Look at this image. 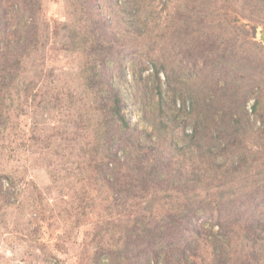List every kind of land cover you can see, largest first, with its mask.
<instances>
[{"label": "trees", "instance_id": "1", "mask_svg": "<svg viewBox=\"0 0 264 264\" xmlns=\"http://www.w3.org/2000/svg\"><path fill=\"white\" fill-rule=\"evenodd\" d=\"M66 1L81 21V31L72 34L68 44L84 55L83 65L79 66L86 73L84 78L88 70L98 71L95 80L89 82L88 102L80 100L77 109L68 107V117H74L73 121L70 119L74 124L66 128L64 138L43 136L45 132L38 127L35 110L30 111L31 108H35L36 103L49 101L56 106L65 99L72 104L79 101L76 93L66 86L51 83L52 70L46 73L38 68L35 73L38 79L44 76L49 89L46 84L44 89H38L39 82L33 78L17 86L12 77L1 75L0 129L8 124L16 129V135L9 136L11 147L22 143L20 145L32 149L41 144L39 157L46 158L47 174L53 181L56 177L66 181L72 173L65 162V153L75 160H71L74 165L79 162L84 166L80 169L83 175L80 186L72 196L76 203V214L72 216L75 228L93 212L101 195L106 193L103 200L106 202L122 198L103 207L107 216H98L100 220L94 224L91 237H85L81 256L90 253L89 248L94 246L89 264H264V178L255 180L261 175L252 172L258 168H255L257 164L264 167V144L252 153L244 141L254 136L261 140L257 137L264 131L254 133L246 104L251 95H255L250 111L262 118L264 127V94H255L248 83L243 86L246 89L236 90L229 82L237 70L216 65L219 58L211 52L216 31L208 26L217 15V11L207 9L210 1L216 4L221 1L227 17L236 0H184L191 5V13L175 15L176 20L184 18L186 21L176 32L177 40L180 37L184 40L185 36L193 40L178 47L165 30L160 36L156 34L154 47L164 38L167 46L171 44L172 50L165 58L154 55L152 43L145 49L139 43L130 42L126 39L127 30L120 29L117 34L118 25L113 22L119 23L127 16L142 21L143 28L137 33L153 32L146 27L156 13V0ZM242 1L252 9L256 7L253 3L260 0ZM32 3L33 0H0V41L6 42L3 44L5 53L16 49L18 63L23 62L31 50L37 53L49 46L50 27L44 23L41 33L38 32ZM260 13L264 16V12ZM241 17L251 23L243 14ZM55 28L57 31L53 30L52 34L56 36L60 24ZM255 28L264 34L261 23H256ZM226 43L228 46L233 42ZM243 43L249 44L245 40ZM179 54L190 58L198 71L197 80L191 84L189 77L183 89L181 82L176 88L169 84L174 63L183 59L178 58ZM126 59L130 60L131 77L137 86L133 95L141 101L137 109L151 128L148 134L126 122L119 90L120 83L128 84ZM207 66L211 67L210 78L205 90L199 91L196 83L200 77L205 78L203 70ZM149 70L152 73L144 77V72ZM160 72L167 80L168 105L161 96ZM218 77L225 82V87L218 85ZM210 92L215 95V101L210 100ZM177 98L182 104L179 108H176ZM13 99L22 100L18 102L14 118H29L31 125L27 130H20V123L14 124L9 118ZM186 99L190 101L188 109ZM214 102L220 103L215 105ZM165 117L168 124L164 122ZM187 127L191 129L190 134L185 132ZM102 145L105 154L101 151ZM228 156H237L230 167ZM218 157L225 160L218 163ZM3 179L8 182L5 189ZM13 183L0 171V214L12 205L9 196H15L11 192ZM28 183L37 214L35 221L45 220L50 208L33 182ZM104 257L108 261L103 262Z\"/></svg>", "mask_w": 264, "mask_h": 264}, {"label": "rangeland", "instance_id": "2", "mask_svg": "<svg viewBox=\"0 0 264 264\" xmlns=\"http://www.w3.org/2000/svg\"><path fill=\"white\" fill-rule=\"evenodd\" d=\"M32 5L34 8L33 16L36 17L38 23V32L41 33V27L44 23L50 27L49 46L46 47V50H39L37 53L31 50L32 53H29L28 56L26 55L23 62L18 63L16 49L5 53L3 44L6 42L4 41L3 43L1 40L0 76L12 77L17 86L33 78L39 82L38 89H44L46 85V88L49 89V85L46 84L47 81L43 78L44 76L39 77V80L35 74L38 72V68H43L46 73L49 70L53 71L49 76L51 83L55 82L54 85L60 84L74 91L79 101L75 100V102H71L72 104H70L65 99L64 102L56 106L50 101L48 103L43 102L44 104L40 105L36 103L35 108L32 107L30 110H35V119L38 122V127L45 132L43 136H53V139L56 137L64 138L66 136V128L74 124V122L70 121V119L73 121L74 117L71 115V118L68 117V112H70L68 107L73 110L80 106L79 102H88L87 97L90 96L88 92L89 82L95 80L98 71L95 70L93 72L92 70H88L87 77L84 78L86 73H83L79 68V66L82 67L83 65L84 55L80 51L72 49L70 43L68 44L72 34H77L81 31L79 25L81 21H79L76 11L71 8L69 3L66 0H33ZM253 5L256 7L249 9L242 0H236L233 3L235 7L231 9L233 11L230 10L228 16L225 17L222 11V2L220 1L216 4V2L210 1L207 9L217 11V15L208 22V26L216 31V40L213 41L211 50L219 58L216 65L218 66L219 64L230 69L234 67L237 70L236 75L229 78V82L236 86V90L246 89L243 86L245 83H248L253 92L260 95L264 94V42L260 38L262 35L261 30L256 29L255 25L256 23H261L262 31H264V16L260 13L264 12V1H256ZM156 6V13L148 20L146 27V29L153 31L151 33L146 34L144 30H141V34L137 33V30L139 31L143 28L141 20H131L129 17L123 16V19L119 23L115 20L113 22H116L118 25L115 28L117 34H119L120 29L127 30L129 36L126 39L130 42L139 43L142 46L141 48L145 49L150 48V43H152L154 55L160 54L159 57L163 56L165 58L166 53L172 50L171 44L167 46L164 38L163 40L160 39L161 42L159 41L154 47L155 35L159 33L160 36L163 30H165L167 37L171 38L172 41L174 39L178 47L183 46L185 43H190L193 40L191 36H185L184 40L180 37L177 40L178 35L176 32H178V29L182 25H186V21L184 18L176 20L175 15H190L191 10L189 8L191 5H187L184 0H156ZM242 8H248L249 11L242 12ZM241 14L249 19L251 23L243 19ZM58 23L60 24V29L58 35L55 36L52 34V31H57L55 25ZM122 38L124 39V36ZM243 40L249 44L244 45ZM227 41H232V45L229 44L227 46ZM40 42L42 43V41ZM65 45L69 47L64 48L63 46ZM175 52L177 53L178 50L175 49ZM7 58L9 59L8 62L5 61ZM178 58L183 59L174 63L173 70L169 73V84L171 88H176L180 87L181 82V88L183 89L186 88L185 83L189 77L192 80L191 84L195 81V74L198 71L190 58H184L181 54L178 55ZM124 64L128 84L120 83L119 90L122 92L126 122L131 127L136 126L138 131H146L148 134L151 131L149 123L142 119L141 111L137 109L138 102L141 101L139 99L136 100L133 95L137 86L133 83L131 77L130 60L126 59ZM151 73L152 71L149 70L144 72L143 76L145 77ZM210 73L211 67L207 66L203 70L205 78L200 77L196 83V88L199 91L205 90ZM159 76L162 100L165 105H168L167 80L162 72H160ZM217 81L221 88L225 87V82L221 77H218ZM44 84L46 85L44 86ZM209 96L211 101H215V95L212 92L209 93ZM254 97L255 95H251L247 101L246 110L248 115H250L249 123H252V129L254 133H257L258 131H264V127L261 123L262 118L251 114L250 109ZM13 100L14 102L10 109L12 112L9 118L14 124L16 121L20 123V130L29 129L31 125L29 118L23 117V119L18 120L14 118L19 103L22 100ZM35 102H38V100ZM189 102V100H185L187 109ZM214 103L217 105L220 102ZM181 106V100L177 98L176 108ZM217 116L219 117L220 114L216 115V119ZM164 122L168 124L166 117ZM12 127L13 125L8 124V127H4L7 128V131L4 128L0 129V171L8 175L11 182H14V188L11 192L15 195L14 198L11 195L9 196V202L12 205H8L2 214H0V264H83L85 261L88 262L93 257L94 246H92V249L89 248L90 253L81 256L85 237H91L94 224L100 220L98 216L104 218L107 216L103 211V207L108 203L114 204L122 198L115 197L111 201L106 202L103 201L106 200V193L101 195L93 212L85 219H82V224L78 228H75L72 224V216L76 214V203L72 196L74 197L75 189L77 191L80 186L79 184L83 177V175L81 176V170L84 166H81L79 162L74 165L71 161L74 159L65 153V162L72 168V173H69L70 177L66 181H62L61 177H56L57 179H54V181L51 180L47 174L49 165L46 158L39 157L41 144H38L40 145L39 147L34 145L32 149L28 148V146L20 145L22 143L12 144L14 147L9 146L10 134L16 135L17 132ZM185 132L190 134V127H187ZM168 135L173 136L172 133H168ZM257 138L261 140L256 139V136L251 137L247 141L244 139L247 149L252 153L259 150L261 143L264 144V132ZM142 140L143 137H141L140 141ZM152 141H154V138ZM175 141L181 147L182 144L178 140ZM101 151L105 154L103 145ZM223 158L218 157L217 162H223L225 160ZM236 160L237 156L234 158L228 156V166H232ZM255 168L257 169L252 172L260 173L262 176L257 175L255 180L263 179L264 167L257 164ZM28 182H33L39 189L50 208L46 213L47 217L45 220L35 221L37 214L35 213V206L32 203L31 185ZM67 182L70 185L67 186L65 184ZM2 187L4 189L8 187V182L4 179L2 180ZM60 187L62 188L60 189ZM114 199L115 201H113ZM105 258L102 259L103 262L108 261Z\"/></svg>", "mask_w": 264, "mask_h": 264}]
</instances>
